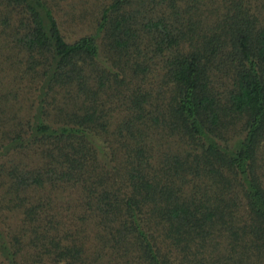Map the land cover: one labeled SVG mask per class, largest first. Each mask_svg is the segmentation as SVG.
Returning <instances> with one entry per match:
<instances>
[{
  "label": "trees",
  "instance_id": "obj_1",
  "mask_svg": "<svg viewBox=\"0 0 264 264\" xmlns=\"http://www.w3.org/2000/svg\"><path fill=\"white\" fill-rule=\"evenodd\" d=\"M83 2L0 0V262L264 264V0Z\"/></svg>",
  "mask_w": 264,
  "mask_h": 264
},
{
  "label": "rangeland",
  "instance_id": "obj_2",
  "mask_svg": "<svg viewBox=\"0 0 264 264\" xmlns=\"http://www.w3.org/2000/svg\"><path fill=\"white\" fill-rule=\"evenodd\" d=\"M58 3L61 8L59 10L61 14V19H68V16H65L63 12L64 10L73 12V14H75L78 13L82 8L86 10L90 9V4L84 3L83 0H58ZM70 5H72V8L70 7ZM90 25L91 21L88 17H86L81 21H66V23L63 24L61 29L62 33L65 35L67 40H71L72 38L77 37L82 33L92 31V27H90ZM0 264L3 263L0 262Z\"/></svg>",
  "mask_w": 264,
  "mask_h": 264
}]
</instances>
